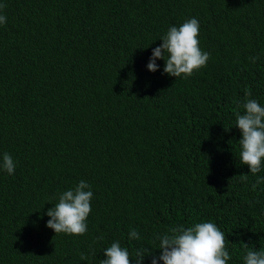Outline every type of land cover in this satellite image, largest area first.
I'll return each instance as SVG.
<instances>
[{
    "label": "trees",
    "instance_id": "trees-1",
    "mask_svg": "<svg viewBox=\"0 0 264 264\" xmlns=\"http://www.w3.org/2000/svg\"><path fill=\"white\" fill-rule=\"evenodd\" d=\"M0 3V162L16 164L0 169V264H100L117 241L135 264L156 234L202 222L224 233L228 264L264 250V183L252 188L264 169L240 163L236 127L245 89L264 106V0ZM190 18L207 66L188 79L164 60L149 71L161 37ZM81 180L87 232L56 235L47 211Z\"/></svg>",
    "mask_w": 264,
    "mask_h": 264
},
{
    "label": "clouds",
    "instance_id": "clouds-1",
    "mask_svg": "<svg viewBox=\"0 0 264 264\" xmlns=\"http://www.w3.org/2000/svg\"><path fill=\"white\" fill-rule=\"evenodd\" d=\"M6 4L0 3V13ZM7 22V17L0 14V25ZM200 23L196 18H190L179 26H171L160 40L163 43L153 49L147 65L151 72L159 69L157 60H164V73L171 77L188 79L194 72L207 66L210 53L202 51L200 41ZM256 63L259 57H250ZM251 89H245L246 101L243 104L244 114L236 113V127L242 138L239 140L241 151L240 163L247 165L252 175L264 169V106L251 98ZM229 130V129H226ZM16 164L9 153H4L0 169L13 175ZM247 180V176L243 177ZM264 183V177H259L252 185L253 190ZM91 185L81 180L74 188L64 191L59 196L55 207L48 209L47 216L51 219L47 227L57 234L82 236L87 232V219L92 212L91 200L93 192ZM98 239H103L99 237ZM130 240L141 239L137 230L129 233ZM159 241L156 249L161 250L159 256H154L151 247H142L135 253V264H142L145 256H152V264H228L231 259L226 250L224 233L212 222L196 223L185 228L183 225L173 226L163 234H156ZM151 249V250H150ZM105 259L100 264H132V258L127 247H122L119 241L113 242L104 250ZM81 259H87L81 256ZM244 264H264V250H249L244 256Z\"/></svg>",
    "mask_w": 264,
    "mask_h": 264
}]
</instances>
